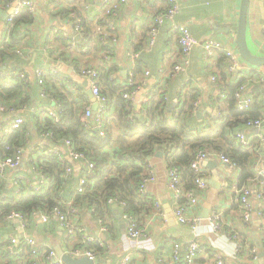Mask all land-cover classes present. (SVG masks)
Segmentation results:
<instances>
[{
  "label": "crops",
  "instance_id": "crops-1",
  "mask_svg": "<svg viewBox=\"0 0 264 264\" xmlns=\"http://www.w3.org/2000/svg\"><path fill=\"white\" fill-rule=\"evenodd\" d=\"M16 1L20 0H0V37H5L7 33L6 26L14 13ZM32 1L35 10L23 9L20 12L22 15L24 11L30 14L31 20H27L26 16L15 20L13 31L16 37L21 36L20 41L12 48L7 47L9 41L0 43V74L23 79L20 80L19 91H12L14 96L7 100L0 98L7 107V111L0 112V136L14 127L13 121L17 117H23L24 123L32 126V143L38 140L33 143L35 148H30L31 145L27 147V153H31V149L39 150V153L60 149L66 162L73 167L74 175L81 177L82 162L69 156L64 147L50 146V141H41L36 126L49 117L46 113L49 108H55L59 102L64 105L60 100L62 98L73 102L75 107L80 105L82 116L87 107L95 113L96 97L88 93L92 89L91 84L80 71L84 67H94L98 71L106 67L110 72L108 79L118 85L126 86L134 74V81L139 87L131 102L138 118L142 115L140 112L145 99L159 91L163 96H160L161 108L165 115L173 117L182 114L194 125L203 128V132L210 126L216 127L217 118L226 113L223 85L237 84L240 87L247 84L248 90L242 98H248L250 103L242 110L236 99V106L238 110L245 111L255 105L252 113L257 119H263V126L257 129L242 125L237 131H245L251 143L254 140L255 146L249 149L258 148L259 133L264 134V67L249 64L239 53L235 38L241 0H179L181 10L175 21L188 27L199 44L192 50L188 69L175 76H172V68L182 55L179 36L172 29L171 22L161 27L154 44L149 42V30L155 16L169 7L167 1L109 0L106 6L103 5L104 0ZM78 22L80 28L77 27ZM246 37L249 50L254 55L264 56V0H250ZM63 38L68 40V44L62 42ZM15 39L18 41V38ZM209 39L220 40L226 49L233 50L239 57L240 68L234 72L227 70L224 51L208 57L203 42ZM131 53L138 55L134 57ZM39 66L57 69L56 73L45 75L42 86L36 74ZM213 77L218 78L217 82L213 81ZM13 85L17 84L13 82ZM82 93L87 100L81 99ZM9 94L10 90L7 92ZM196 100L200 102L198 106L194 104ZM219 100L224 102L220 114ZM22 102L27 106L24 109L19 105ZM10 104H17V107H13L15 110H10ZM190 105L193 107L189 108ZM94 115L90 116L92 123L88 119L89 124L95 125ZM237 131L230 130V134L239 143L235 137ZM159 150L163 153L159 154ZM28 159L29 154H26L19 168L8 169L3 176L6 179V193L14 189L15 178L20 174L28 177L31 189L32 185L39 184L37 174L28 165ZM147 163L153 167L154 179L147 184L144 195L154 200L155 206L140 216L139 222L146 229V234L140 239L132 241L126 237L128 223L123 216L124 206L116 203L114 217L110 219L118 228V236L114 238L110 237L109 231H101L105 224L102 225L94 217L93 210L86 211L85 216L80 217L92 235L100 240L106 239L110 245L104 254H97L103 264H120L128 253L131 254L128 264H161V258L172 257L175 241L185 243L191 240H198L204 248L197 259L200 263L215 254H222L226 264H264V216L261 214L264 211V174L259 175L253 166L254 176L240 184L241 170L238 166L233 169L218 158H209L202 167L207 186L198 191V204L188 211L189 215H197L201 219L193 228L180 223L173 213L177 202L169 188L170 167L164 150L157 149L148 156ZM258 166L259 170L264 169V161ZM234 184L248 185L252 190L253 213L248 222L244 221L241 208L233 202ZM214 212L222 214L220 230H215L209 220ZM20 224L5 217L4 221H0V234L10 241L13 237L30 236L37 243L52 246L56 252L58 247L65 251L69 244L56 216L49 223H43L35 216L33 221H28L24 230H21ZM5 250L7 248L0 249V264H6L9 259Z\"/></svg>",
  "mask_w": 264,
  "mask_h": 264
},
{
  "label": "trees",
  "instance_id": "trees-1",
  "mask_svg": "<svg viewBox=\"0 0 264 264\" xmlns=\"http://www.w3.org/2000/svg\"><path fill=\"white\" fill-rule=\"evenodd\" d=\"M19 14L11 24L8 48L14 47L21 38L19 35L18 37L14 35L15 20L23 16L31 20V15L27 12L24 11L23 15ZM15 38H18V41ZM62 42L68 44V40L64 38ZM109 73L106 67L99 68L101 79L99 83L103 87V95L107 97L102 114L105 123L104 135L100 130L95 129L94 124H89L92 117L87 123L81 120L80 105L75 107L73 102L65 98H59L64 102V112L60 122L47 117L36 126L39 137L48 132L51 134L44 140L50 141V146L58 145L66 149L65 141L69 139L74 150L94 163L95 166L88 170L87 165L82 162L84 160H81L83 164L81 174H86L88 179L84 192H79L77 189L80 176H75L74 171L69 177L65 176L66 166L71 164L65 159L62 161L57 152L44 150L43 153H39V150L31 149L32 160L28 161V165L35 168V173L43 174L46 182L42 184L41 189H34L33 185L31 189V183L23 181L21 193H16L15 187L11 192L6 193V179L0 177V221H4L8 213L18 211L30 222L35 218L34 212L51 211L55 207H61L63 212H70L72 215V208L66 204L72 201L73 207L79 210V218L85 216L86 211L93 210L94 217L103 221L108 227L110 237L114 238L118 236V228L110 221L114 217V203L109 200L117 199L126 202L123 213L133 215L141 226L139 222L141 214L149 212L155 206V201L149 199L144 195L145 193H141L140 189L147 175L148 156L154 154L157 149L164 150L169 167L179 169L186 187H196V173L191 168V162L202 149L220 151L235 162L241 170L240 184H243L248 177L254 176L253 166L257 155L255 156L254 150L237 143L230 134V130L241 129L240 126H245L248 120L257 119L252 113L255 105L245 111L238 110L235 98V93L239 89L237 84L223 85L222 93L225 96L224 101L227 102L226 113L217 118L216 127L210 126L203 132V128L194 125L182 114L173 117L165 115L161 108L162 95L159 91L144 101L140 112L142 115L138 118L134 113L131 99L124 97L127 87L111 82L108 79ZM20 80L23 79L19 76L8 78L0 74V98L7 100L14 96L12 91H19ZM13 82L17 85L14 86ZM9 90L11 94L7 95ZM195 96L196 94L193 95ZM81 99L87 100V96L82 93ZM24 104L25 102H22L19 105L23 107ZM10 105L14 107L17 104ZM192 107L190 105L189 108ZM31 127L29 123H23L19 127H11L8 132L0 136V159L14 155L18 149H27L30 145V148H35L33 143L38 140L32 143L34 137ZM58 150L65 158L63 152ZM79 223L84 225L82 219ZM21 240L24 242V238ZM104 240L108 243L106 239ZM8 242L10 240L0 234V249L6 248ZM89 247L98 255L104 254L107 250L98 241L91 243ZM5 251L9 257L6 264H20L24 259L22 257L16 260L7 253V250Z\"/></svg>",
  "mask_w": 264,
  "mask_h": 264
},
{
  "label": "built area",
  "instance_id": "built-area-1",
  "mask_svg": "<svg viewBox=\"0 0 264 264\" xmlns=\"http://www.w3.org/2000/svg\"><path fill=\"white\" fill-rule=\"evenodd\" d=\"M122 2H127L128 0H121ZM152 1H167L169 3V7L163 11L158 13L155 16L154 24L151 26L149 30L150 34V44H154L157 41L158 34L160 32L161 27L166 22H171L172 29L177 31L178 40L181 48L182 58L178 60L172 68V76L177 75L178 73L184 72L188 69L190 65V55L192 53L193 48L199 44V40L194 37L191 33L190 29L182 24H179L175 21L176 16L180 13L181 7L179 4V0H152ZM109 0H104L103 5L106 6ZM12 4V3H11ZM23 9H29L31 11L35 10V3L32 0H20L16 1L14 13L8 19V24L6 26V35L5 37H0V43L9 41V33L11 30V24L13 22L14 17L18 15ZM110 11V9L108 10ZM78 28H80V24L78 22ZM100 31L98 28L97 32ZM203 46L205 52L208 57H213L219 51H224L227 56V70L229 72H234L238 68H240V61L238 55L230 49H226L224 44L217 39H209L203 42ZM134 57L138 54L131 53ZM57 72V69L48 66H39L36 69V74L39 78L38 83L42 86L45 82V75L47 73ZM80 74L87 78L92 87V93L96 97L97 101V109L96 112L93 113L90 107L85 109V114L81 117L82 121L87 123L90 116L95 114L93 117L95 119V128L100 130V133L104 135L105 132V123L102 118L103 111L106 107L107 97L103 95L101 86L99 83L100 74L97 68L94 67H84L81 69ZM149 74V71H147ZM218 78L213 77V81L217 82ZM127 91L124 92V97L127 99H131L134 93L137 91L139 87L137 83L134 81V74L131 75L128 84L126 85ZM248 85L244 84L239 87L237 92L235 93V97L238 102V106L240 109L244 110L248 107L250 101L248 98L243 99L242 95L246 94V90H248ZM149 98H146L147 101ZM199 100L194 102L195 106L199 105ZM223 103L219 100V114L224 108ZM26 105H23V109L26 108ZM10 110H15V108H11ZM7 111V107L0 101V112ZM64 106L61 102L56 104L55 108H49L46 113L47 116L51 117L55 122H60L63 117ZM146 113V110H144ZM14 127H19L25 122V119L21 116L17 117L13 121ZM248 127H255L257 129H261L263 126V119H250L246 124ZM51 134L45 133L40 136V140H46ZM258 140V148H254V153L257 155L258 162L255 165V170H258V174H264V169L259 170V163L264 161V134L259 133ZM236 139L242 146L247 148L253 147L251 143V138L245 133V131H237L235 134ZM66 149L71 156L76 161H81L87 165V169L91 170L95 165L90 160L86 159L84 155L73 149L71 145V140L65 141ZM51 152H57L60 159L64 161V156L59 152V150H49ZM29 154L28 161L31 162L30 154L27 153L26 149L21 148L18 151L9 157L0 160V177H3L8 169H17L19 168L25 158V155ZM211 157H215L220 159L223 163L229 165L231 168H237L235 162H233L228 156L220 151H214L210 149H202L197 153L196 158L191 162V168L196 173L195 178V188H187L183 181V177L177 167H170L168 171L169 175V188L173 193V196L177 202L176 207L173 210L174 215L178 219V221L182 224L191 225L193 228L197 227L200 223L201 219L197 215H189L188 211L193 209L198 204V191L204 189L207 186L206 176L203 174V164ZM35 172V168L32 167ZM73 173V167L71 165L66 166L65 176L69 177ZM38 178V183L34 186V189H41L42 184L46 182V178L43 174L36 173ZM153 167L152 165H148L147 167V175L143 180L141 185L140 192L145 193L146 186L153 180ZM23 181L28 182V177L25 174H20L15 178L14 186L16 193H21L22 186L21 183ZM88 183L87 175L83 174L79 179L78 191L84 192L85 185ZM252 190L248 185H233V202L237 204L241 210L244 221L248 222L252 218L253 213V203L251 201ZM109 202L116 203L120 206H125L126 202L124 200L110 199ZM69 207L72 208L73 214L70 212H63L60 208L55 207L51 211H36L34 212L35 216H38L43 223H49L54 216L58 217L60 220L64 230L65 237L68 239L69 244L65 247V252L78 258L82 256H88L90 259L97 260L96 252L89 247V245L93 242L98 241L101 246H105L107 249H110V245L106 243L104 240H100L94 235L90 233V231L79 223L80 218L78 216V208H74L72 201H68L66 203ZM264 216V211L261 212ZM124 218L128 223V229L126 233V237L132 241H136L140 239L144 234H146V229L139 226L136 218L133 215L123 214ZM9 220H17L19 221L21 230L27 228L28 219L18 211H12L5 216ZM209 220L212 222V225L215 230H220L222 227V214L220 212H214ZM99 222L103 225V221L99 220ZM101 231H108L107 226H103ZM237 238L238 235H235ZM22 238H24V242H22ZM22 238L13 237L11 241L6 245V248L9 254L16 258V260L24 257L20 264H65L63 260L58 256L56 250L48 245V244H40L37 241L30 237L25 236ZM44 249V251H43ZM204 248L201 246L198 240H191L185 243L176 242L174 244L173 254L170 259L161 258V264H226V260L222 254H215L209 257L207 260L203 262H198V257L200 253L203 252ZM184 251V253H183ZM25 255V256H24ZM131 260V254L128 253L123 257V260L120 264H128Z\"/></svg>",
  "mask_w": 264,
  "mask_h": 264
},
{
  "label": "water",
  "instance_id": "water-1",
  "mask_svg": "<svg viewBox=\"0 0 264 264\" xmlns=\"http://www.w3.org/2000/svg\"><path fill=\"white\" fill-rule=\"evenodd\" d=\"M249 3H250V0H241L238 33H237L235 40L239 48V53L246 62H248L251 65L264 67V56L254 55L249 50V47L247 44L246 34H247V16H248V10H249ZM88 93L92 95L91 90H88ZM96 106L97 105L95 103L94 109L96 108ZM158 153L162 154L163 152L159 150ZM209 205L210 204H208V206ZM207 211H208V208H207ZM207 211L205 215L207 214ZM57 254L63 260L65 264H103L101 259L93 260V259H90L88 256H82V257L76 258L66 253L61 247L57 248Z\"/></svg>",
  "mask_w": 264,
  "mask_h": 264
}]
</instances>
